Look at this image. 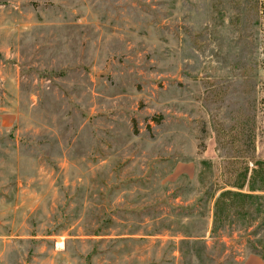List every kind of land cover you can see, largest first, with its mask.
<instances>
[{"label":"rangeland","instance_id":"374dc122","mask_svg":"<svg viewBox=\"0 0 264 264\" xmlns=\"http://www.w3.org/2000/svg\"><path fill=\"white\" fill-rule=\"evenodd\" d=\"M225 189L264 196V0H0V264H246Z\"/></svg>","mask_w":264,"mask_h":264},{"label":"trees","instance_id":"16d2710c","mask_svg":"<svg viewBox=\"0 0 264 264\" xmlns=\"http://www.w3.org/2000/svg\"><path fill=\"white\" fill-rule=\"evenodd\" d=\"M264 198V196H258L255 194L251 193H246L242 192L240 190H233V189H225L221 190L217 197L214 199V211H213V217H214V224L212 227V233L215 235H219L220 237L223 236V234H220L221 232V227L216 225L217 221H222L223 216L226 215L227 218L229 217H234L235 215L239 216H245L246 214H249L248 212L244 213L241 211V209H236L235 202L234 200H241L243 201L244 199H250L252 200L253 198ZM243 204V203H242ZM243 207V205H242ZM233 210V211H232ZM257 211L259 214H262L263 217L261 219L264 220V204L259 205L257 208ZM226 230V229H224ZM233 232V230L231 229ZM231 232V233H232ZM218 233V234H216ZM250 244V241H249ZM249 253L253 254H258L263 260H264V251L259 250L258 247L253 246L252 244L249 245ZM232 260H234V257L232 255L229 256ZM227 261L230 262V260L227 258ZM236 261V260H234ZM233 262V261H232Z\"/></svg>","mask_w":264,"mask_h":264},{"label":"crops","instance_id":"0c3cea01","mask_svg":"<svg viewBox=\"0 0 264 264\" xmlns=\"http://www.w3.org/2000/svg\"><path fill=\"white\" fill-rule=\"evenodd\" d=\"M243 260L246 264H264V260L255 254H247Z\"/></svg>","mask_w":264,"mask_h":264}]
</instances>
